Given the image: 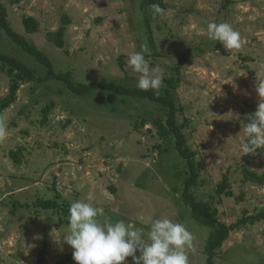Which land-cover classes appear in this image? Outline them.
I'll use <instances>...</instances> for the list:
<instances>
[{
  "label": "rangeland",
  "instance_id": "374dc122",
  "mask_svg": "<svg viewBox=\"0 0 264 264\" xmlns=\"http://www.w3.org/2000/svg\"><path fill=\"white\" fill-rule=\"evenodd\" d=\"M5 3L12 29L52 61L58 74L76 83L115 81L136 87L139 74L128 57L147 45L145 59L164 80L181 63L182 80L172 91L177 119L201 167L192 193L231 226L264 209V186L244 168L264 175V150L245 155L242 125L257 110L256 76L264 78V0H162L158 18L148 0H25ZM67 15L65 47L49 39ZM25 17L39 24L27 34ZM210 22H228L240 32L239 49L208 38ZM0 51L25 63L36 76L45 67L0 30ZM13 77L0 67V101ZM45 110H47L45 112ZM169 110L156 103L95 92L78 97L58 81L20 83L17 99L0 117V264H76L61 241L74 200L102 207L106 219L144 227L168 217L193 236L189 264H208L213 228L197 221L183 201L187 166L167 128ZM22 151V164L10 154ZM230 179L233 197L217 187ZM57 203L45 209L42 203ZM39 237V238H37ZM140 253L137 252V256ZM215 264H264V221L232 231L215 251ZM127 264H133L129 257Z\"/></svg>",
  "mask_w": 264,
  "mask_h": 264
},
{
  "label": "clouds",
  "instance_id": "9594fccd",
  "mask_svg": "<svg viewBox=\"0 0 264 264\" xmlns=\"http://www.w3.org/2000/svg\"><path fill=\"white\" fill-rule=\"evenodd\" d=\"M150 7L154 15L163 17L166 14L158 3ZM207 35L226 50L241 47L240 32L228 22H210ZM147 51V45H141L140 51L128 57V64L139 74L136 88L155 91L161 86L157 75L159 68L150 69L145 59ZM255 91L260 98L257 110L247 117L249 122L242 125L247 140L240 145V150L245 155L264 150V78L259 74ZM5 134V127L0 125V137ZM104 217V209L91 201L74 200L70 203L61 241L73 249L76 264H127L129 257H132L133 264H189L188 251L193 236L185 224L165 216L152 219L146 232L136 223ZM137 252L140 253L138 256Z\"/></svg>",
  "mask_w": 264,
  "mask_h": 264
},
{
  "label": "trees",
  "instance_id": "16d2710c",
  "mask_svg": "<svg viewBox=\"0 0 264 264\" xmlns=\"http://www.w3.org/2000/svg\"><path fill=\"white\" fill-rule=\"evenodd\" d=\"M9 0H0V30L5 32L9 36L16 46L22 49L26 54L33 57L38 64L45 67L46 75L42 77L36 76V72L33 71L28 65L22 63L15 57L6 55L0 51V67L10 77H13V84L10 87V93L7 99L0 101V117L3 112L8 109L17 99V92L20 88V83H46L49 81H58L64 84L67 89L78 97L88 96L92 93L103 91L110 92L117 96L134 98L137 100H146L151 103H156L164 109L169 110L168 118L166 121L169 132L174 135L176 139L175 147L180 157L186 161L187 172L185 186L183 190V201L191 209L193 217L213 228V232L210 236L207 251L208 264H215L213 257L215 251L223 247V244L228 240L232 231L240 230L242 226L248 224H255L264 221V209L258 214L251 217H243L238 220L235 224L227 226L221 223L217 218L216 210H213L208 203H201L197 201L192 193V188L197 185L200 178L201 167L197 165L195 161L196 154L191 151L187 145L185 133L183 132L184 126L178 123L177 119V107L172 95V91L179 88L182 80V65L179 63L174 67V74L171 78L164 80L163 94H159L154 90L142 91L136 87H129L124 84L103 80L98 83H76L72 80L71 72L58 74L54 70L52 61L47 57L46 54L39 51L36 46L32 45L24 36L16 33L10 24L9 14L5 7V3ZM25 0H12L11 4H20ZM150 4H159L166 10V5L162 0H148ZM230 4V0H223V7L227 8ZM160 19L161 17L158 16ZM71 24V20L67 15L62 18L61 27L54 33L48 35L50 41L58 48L65 47V35L66 29ZM22 25L27 34H36L39 30L38 22L32 17H25L22 20ZM47 110H45L46 112ZM47 113V112H46ZM19 149L17 152L10 154V157L15 165L22 164V151ZM244 173L250 177L255 183L264 186V175L259 176L254 172H250L247 168H244ZM231 184L228 176H225L222 182L217 187V193L219 196L233 197V193L229 190ZM43 208L52 209L58 206L57 203L46 202L42 203ZM45 252H42L39 257V264L44 262Z\"/></svg>",
  "mask_w": 264,
  "mask_h": 264
}]
</instances>
